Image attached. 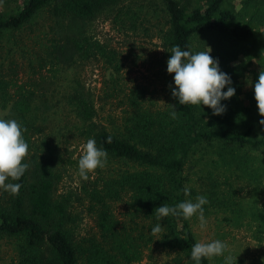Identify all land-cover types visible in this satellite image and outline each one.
<instances>
[{"label": "trees", "instance_id": "obj_1", "mask_svg": "<svg viewBox=\"0 0 264 264\" xmlns=\"http://www.w3.org/2000/svg\"><path fill=\"white\" fill-rule=\"evenodd\" d=\"M122 2L0 0V166L6 173L0 185V236L15 242L16 264H81V250L87 254L86 264L131 263L142 259L145 247L153 243L172 250L178 263L212 264L198 242L187 207L185 169L191 153L199 145L216 142L264 148V113L260 117L257 113L264 107V70L251 72L256 87L249 104L243 100L239 108L242 99L237 103L236 96L230 98V108L222 115L225 121L238 118L243 129H209L198 113L194 37L211 32L245 42L257 35L253 19L226 6L227 0L195 5L192 0H163L164 23L158 31L168 56L173 102L166 109H153L145 102V90L137 87L122 97L128 110L122 133L96 121L91 88L79 79L72 85L62 83L60 72L91 59H104L113 73L122 72L118 52L89 35L90 24ZM45 9L50 11L43 23L46 44L41 50H29L16 33L31 31ZM123 14H131L132 28L139 26L137 11L126 5L117 9L114 19L121 17L126 25ZM6 34L14 36L8 43L3 40ZM18 55L26 63V77L20 74ZM228 75L230 83H236L238 77ZM66 111L76 113L75 128L90 135L96 149L112 163L102 188L91 192L98 204L100 239H89L85 250L70 228L75 215L56 196L62 177L56 147L44 141L45 150L31 151L33 137L46 134L49 124L58 120L56 114L66 117ZM68 122L59 126L61 135ZM117 163L122 164L119 169ZM125 192L132 193L135 211L130 223L117 218L110 207ZM235 211L241 214L239 208ZM257 216L264 225V210Z\"/></svg>", "mask_w": 264, "mask_h": 264}, {"label": "rangeland", "instance_id": "obj_2", "mask_svg": "<svg viewBox=\"0 0 264 264\" xmlns=\"http://www.w3.org/2000/svg\"><path fill=\"white\" fill-rule=\"evenodd\" d=\"M203 2L206 0H192L193 5ZM124 5L140 15L137 28L130 26L131 14L122 15L126 18V25L121 17L114 19L117 9ZM163 6V0H125L114 11H103L90 24V37L118 52L120 63L124 64L121 73L114 72L119 78L114 77L112 68L104 59H91L60 72L62 83L72 85L79 79L91 88L98 109L96 121L111 131L122 133L125 130L128 110L122 104V97L137 87L145 90V102L153 109H166L173 102L174 85L166 66L168 56L158 31L164 23ZM226 6L247 19H253L257 35L245 42L211 32L194 37L192 67L198 113L209 129L244 128L239 125L238 118L225 121L222 115L230 108V98L235 99L236 96L237 103L242 99L239 108L243 100L249 104L248 99L256 87L251 72L264 70V0H227ZM49 14L50 11L45 9L31 31L16 33L17 37L27 42V49L39 50L46 44L47 37L43 31L47 29L43 23ZM13 37L6 34L3 40L8 43ZM19 62L20 74L26 77V63L22 57ZM229 72L234 74V78L238 77L236 83H230L232 77ZM114 80L117 82L113 83ZM257 113L258 117L263 115L264 107ZM66 114V117L62 113L56 114L58 120L49 124L47 133L33 137L31 151L45 150L44 141L56 147V160L62 172L56 196L68 203L69 210L75 215L76 221L71 223L70 228L77 245L85 250L89 239H100L98 204L91 192L96 187L102 188L112 163L96 149L90 135L81 134L79 126L75 128L78 120L76 113L66 111ZM67 121L69 128L66 127L61 135L59 126ZM71 129L74 130L68 132ZM65 135L68 140L64 139ZM2 155L0 148V164ZM121 166V163L115 164L116 169ZM2 170L0 166V185L6 175ZM185 175L191 225L211 263L264 264V225L257 216L259 211L264 210V148L249 149L218 142L199 145L191 153ZM132 201V193L125 192L118 200H112L110 207L117 218L130 223L135 213ZM235 208H239L241 214ZM137 219L144 222L141 216ZM12 241L0 236V264L17 263L18 253ZM79 255L81 264H86L87 254L81 250ZM179 261L180 264L185 263L184 260ZM179 263L172 250L153 243L145 247L142 259L122 264Z\"/></svg>", "mask_w": 264, "mask_h": 264}]
</instances>
